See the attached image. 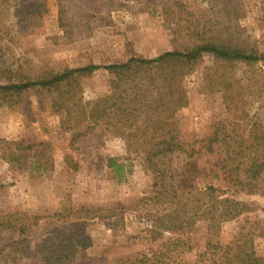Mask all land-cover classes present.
<instances>
[{"label": "rangeland", "instance_id": "obj_1", "mask_svg": "<svg viewBox=\"0 0 264 264\" xmlns=\"http://www.w3.org/2000/svg\"><path fill=\"white\" fill-rule=\"evenodd\" d=\"M221 1L45 0L46 13L34 18L31 0H17L8 10V34L0 38V83L5 82V70L34 77L43 70L106 66L132 57L154 58L192 44L193 39L186 37L187 30H199L203 23L212 26L232 22L231 32L237 34L238 41H254L264 51V0H231L228 7ZM224 8H229V13ZM59 22H65L66 27ZM213 71L225 70L211 56H203L182 81L188 103L177 114L181 151L173 156L172 168L179 174L193 175L189 181L197 187L225 184L222 176L219 181L213 177L219 173L217 152L205 149L218 123L225 122L226 133L240 136L247 133L244 124L254 115L264 121V71L260 67L236 65L229 71L233 78L230 91L243 96L238 111L229 114L217 91L220 87L215 90L205 86V77ZM110 78L107 71L98 70L81 79L83 99L105 95ZM241 110L247 114V122H240L242 126L233 130L235 114ZM60 120L45 97L28 93L16 104L0 100V216L18 214L31 230L28 236L33 241L76 219L83 222L80 229L87 237V247L72 264H111L127 254L154 250L159 242L149 245L143 238L148 223L139 218L145 213L139 208L142 198H150L148 203L157 212L164 209L152 199L162 184H156L155 176L127 152L121 138L107 135L97 140L90 134L71 149L69 134L59 128ZM3 141L21 142V147L48 143L49 148L43 151L44 159L31 150L25 161L9 166L1 158L7 152ZM190 154L192 158H188ZM110 158L121 166L118 171L108 168ZM228 194L251 210L223 225L218 237L221 244L228 243L241 228L251 233L264 228V196L233 189ZM81 208L89 213L80 212ZM205 233L202 223L187 232L192 251L183 261L192 262L202 250ZM167 237L164 235L161 241ZM21 240L0 231V264H30ZM253 245L264 260V237H255Z\"/></svg>", "mask_w": 264, "mask_h": 264}, {"label": "trees", "instance_id": "obj_2", "mask_svg": "<svg viewBox=\"0 0 264 264\" xmlns=\"http://www.w3.org/2000/svg\"><path fill=\"white\" fill-rule=\"evenodd\" d=\"M16 1L0 0V38L8 34V10ZM31 2V16L42 17L47 11L45 0ZM230 2L222 0L221 4L228 7ZM224 9L229 13V8ZM234 14L239 16L238 12ZM231 23L217 22L212 26L203 23L198 26L199 30H187L186 37L193 39L192 44L154 58L132 57L106 66L89 64L58 71L43 70L34 77L3 71L5 82L0 83L3 104L19 103L28 93L45 97L51 111L61 117L59 128L69 134L71 149H76L79 141L90 134L97 140L107 135L121 138L127 152L140 160L146 172L155 176L156 184H162L152 199L163 204L164 209L157 212L148 203L150 198H142L139 208V212L145 211L139 218L148 223L143 238L149 245L159 242L158 245L154 250L124 255L111 264H264L253 245L255 237H264V228L253 233L241 228L226 244L218 240L224 224L251 210L248 204L228 194V190L264 196V121L254 115L253 120L244 124L243 130L247 126V133L240 136L226 133L225 122L215 126L205 149L217 152L219 173L213 177L217 180L222 176L225 182L222 186L211 183L193 186L192 180L189 181L193 175L179 174L172 168L173 156L181 151L177 114L188 103L182 81L194 71L202 57L211 56L225 70L213 71L204 81L209 89L220 87L217 91L222 95L228 114L237 110L243 101L241 94L230 91L233 78L229 71L236 65L258 66L264 71V51L254 41H238L237 34L231 32ZM59 24L66 27L65 22ZM98 70L107 71L111 77L108 92L95 100H84L80 80ZM247 118L244 110L236 113L233 130L242 126L240 122L246 123ZM3 144L7 152L1 158L9 166L25 161L31 150L39 159H44L43 151L49 148L48 143L23 147L21 142L3 141ZM108 168L118 171L121 166L110 158ZM79 211L89 213L83 208ZM18 216H0V231L22 239L19 244H25L22 252L30 264H72L81 258L87 247V237L80 229L83 222L76 219L42 233L33 241L28 236L31 230ZM199 223L206 228L202 250L194 255L192 262L183 261L192 251L187 232ZM164 235L169 237L161 241Z\"/></svg>", "mask_w": 264, "mask_h": 264}]
</instances>
